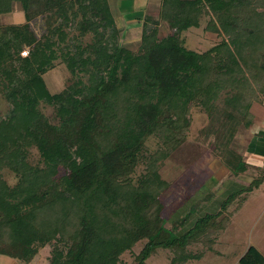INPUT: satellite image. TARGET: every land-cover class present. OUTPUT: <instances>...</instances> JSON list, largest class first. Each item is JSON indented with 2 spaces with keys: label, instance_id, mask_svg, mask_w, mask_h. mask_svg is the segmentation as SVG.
<instances>
[{
  "label": "trees",
  "instance_id": "1",
  "mask_svg": "<svg viewBox=\"0 0 264 264\" xmlns=\"http://www.w3.org/2000/svg\"><path fill=\"white\" fill-rule=\"evenodd\" d=\"M16 1L25 21L0 26V83L11 104L0 117V169H13L18 178L9 187L0 175V254L29 264L39 249L52 245L49 264H117L141 238L147 241L134 264H145L157 247L184 252L234 192L220 198L219 211L199 215L175 234L161 217L159 195L166 182L156 165L172 149L151 154L145 140L153 135L161 145L176 146L183 137L170 138L187 125L189 105L198 101L208 108L223 89L235 92L213 146L225 157L238 126L251 127L249 108L264 98V0L239 11L219 0H161L158 16L178 34L197 26L204 8L215 18L209 25L229 35L202 55L182 47L177 36H159V21L148 13L138 47L121 45L107 0H0V13L11 11ZM85 9L94 17L88 24L94 34L82 46L64 27L76 28ZM36 18L45 26L43 33L32 27ZM24 44L31 46L25 57L20 55ZM58 52L73 80L51 93L43 74ZM165 69L169 76L161 75ZM41 101L53 106L57 125L46 121ZM261 140L255 150L254 138L250 151L264 155ZM31 144L42 166L27 161ZM116 148L120 160L109 166L103 158ZM147 153L146 170L133 179ZM244 164L249 166L240 159L235 171H245ZM62 168L67 173L57 177ZM193 257L184 252L172 263ZM242 258L245 264H264L254 247Z\"/></svg>",
  "mask_w": 264,
  "mask_h": 264
},
{
  "label": "rangeland",
  "instance_id": "2",
  "mask_svg": "<svg viewBox=\"0 0 264 264\" xmlns=\"http://www.w3.org/2000/svg\"><path fill=\"white\" fill-rule=\"evenodd\" d=\"M219 1L231 2L238 11L243 6L252 5L254 2V0ZM12 8L13 12H20V18H23L22 7L19 2H14ZM159 8L160 6L151 4L147 9V13L159 21L158 35L161 37L177 36L182 47L197 54L209 53V49L217 43L229 40V35L226 32L219 28L215 30L209 25L211 20L215 22V18L204 8L198 17V25L189 27L179 34L169 25V22L158 16ZM10 15L0 14V26L10 22L8 18ZM91 15L88 9H85L83 13L80 11L76 19L77 27L81 31L76 29L77 27L73 29L64 27L68 33V38L78 37L77 43L82 44V46L90 43L94 34V27L88 25L93 17ZM16 19L14 18V20ZM32 27L43 33L45 26L39 18H36ZM83 28L86 30L82 34ZM122 38L119 37V43L132 50H135L139 45L140 37H133L131 40ZM30 47V45L24 44L21 50L26 48L30 51ZM160 73L162 76H169L171 71L165 69L163 72L160 70ZM161 75L159 76L161 77ZM43 79L51 93L61 91L73 80L66 67V59L59 55V52L53 61V67L43 74ZM234 92V90L223 89L208 108L198 101L189 105L185 120L187 125L183 131H179V127L176 128L177 132H174V136L170 138L173 140L183 137L176 146L174 143L169 146L161 145L153 135L145 140V148L148 153L172 149L165 157L157 161L156 165L161 180L166 182V187L159 195V201L162 205L161 217L166 221L164 226L173 230L175 234L191 227L199 215L219 211L218 205L222 201L220 198L227 190H230L229 193L234 192L235 195L233 200L231 195L225 201V206L221 208L218 214L207 217L203 224L204 228L198 226L205 229L204 234L196 241L187 244V248L184 250V252L195 254V257L185 261L179 259L175 264H245L242 256L250 247H254L264 257V155L260 153L261 155L254 156L246 150L247 142L250 140V144L254 138L260 142L263 138L264 143V134L252 133V129L255 128L254 123L250 128L240 125L232 141H230L228 149L225 150V157L221 156L213 146L214 142L220 139L218 137L220 134L217 132L221 129V124L227 121L225 116L230 109L228 103ZM262 99L264 100V98ZM10 108L11 104L6 99L5 89L0 83V117H4ZM39 108L49 124L57 125L59 123L53 106L41 101ZM249 110L254 114V122L263 127L264 101L262 104L254 103ZM249 144L248 149L250 150ZM27 151V161L31 165H43L34 144L28 146ZM148 153L144 154V162L135 167L133 179H136L146 170L147 160L151 155ZM119 156L120 150L118 148L112 149L111 153L105 155L103 161L109 166H114V163L120 160ZM226 157L230 160L229 164L226 161L228 158L225 159ZM240 159L246 161L249 166L244 164L246 170L239 173L238 170L235 171V168ZM66 173L62 168L57 177ZM0 175L9 187L14 186L18 181L15 171L7 166L1 167ZM226 181H230L227 183L229 186ZM206 232L208 235H205ZM146 241L147 238L137 240L129 250L120 255L117 264H134L136 255ZM56 244L58 246V243ZM184 252L174 248L157 247L146 259L145 264H173L172 260ZM51 254L52 245H46L39 249L38 254L29 264H49ZM18 262L14 258L0 255V264H19Z\"/></svg>",
  "mask_w": 264,
  "mask_h": 264
},
{
  "label": "crops",
  "instance_id": "3",
  "mask_svg": "<svg viewBox=\"0 0 264 264\" xmlns=\"http://www.w3.org/2000/svg\"><path fill=\"white\" fill-rule=\"evenodd\" d=\"M107 1H108V5H109L110 11L112 13V16L115 18L118 29L121 32L120 36H121V38L123 37L122 39H125V40H129V39L131 40V39H133V37H140L141 26H142V17L147 13L148 6H150L151 4H155L156 6H159L160 2H161V0H107ZM19 13L20 12H17V13L13 12V8H12L11 11L6 12V13H0V14H8V15L12 14L8 17L10 19V22L7 24H20V23H23L25 20H24V14L22 15L23 18H20L21 14H19ZM22 13H23V10H22ZM14 18H17V19L14 20ZM254 103H257V102H254ZM254 103H252V105ZM262 103H260V104H262ZM255 124L256 123L254 122L255 128L252 129V133L256 134V135L260 134V133L264 134V126L261 127L260 125H257V124L255 125ZM263 125H264V123H263ZM249 141L246 144V150L248 152H250L251 155H254V156L255 155H261L256 151H250L248 149ZM254 143L255 144L253 145V148L256 150L257 148L255 145H259L262 142H260L258 139H255ZM230 181H228V182L230 183ZM228 182L226 181V184ZM215 191H217V190H215ZM0 255H2V254H0ZM4 256H6V255H4Z\"/></svg>",
  "mask_w": 264,
  "mask_h": 264
},
{
  "label": "built area",
  "instance_id": "4",
  "mask_svg": "<svg viewBox=\"0 0 264 264\" xmlns=\"http://www.w3.org/2000/svg\"><path fill=\"white\" fill-rule=\"evenodd\" d=\"M28 53H29V50L28 49H23V50H21V52H20V54H21V56H23V57H25V56H27L28 55Z\"/></svg>",
  "mask_w": 264,
  "mask_h": 264
}]
</instances>
